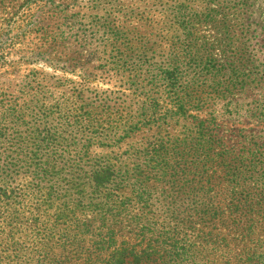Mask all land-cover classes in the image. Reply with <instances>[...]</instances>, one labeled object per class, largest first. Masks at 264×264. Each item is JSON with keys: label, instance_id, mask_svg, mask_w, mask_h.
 I'll use <instances>...</instances> for the list:
<instances>
[{"label": "trees", "instance_id": "1", "mask_svg": "<svg viewBox=\"0 0 264 264\" xmlns=\"http://www.w3.org/2000/svg\"><path fill=\"white\" fill-rule=\"evenodd\" d=\"M247 1L104 2L85 21H24L34 38L17 63L78 79L32 87L28 72L19 96L0 92V264H231L229 242L237 262L264 259L248 250V205L264 194L245 185L264 163L224 123L264 121V19Z\"/></svg>", "mask_w": 264, "mask_h": 264}, {"label": "rangeland", "instance_id": "2", "mask_svg": "<svg viewBox=\"0 0 264 264\" xmlns=\"http://www.w3.org/2000/svg\"><path fill=\"white\" fill-rule=\"evenodd\" d=\"M148 1L152 0H0V56H2L0 58V92L8 95L11 93L14 97L19 96V87L22 86L23 78L26 77L25 75L28 72L37 74L35 77L36 82L30 84L32 87L36 86V83L53 82V79L50 78L51 75L64 79H78L74 73L63 72L41 61L29 64L17 63L19 54L30 51V42L34 38L31 31L23 28L24 21L29 17L31 20L40 19L42 25L47 24L51 27L50 25L54 22L51 16L60 10L66 12L63 15L65 18L67 14L68 17L72 13L83 14V18L78 19L85 21V16L99 12V8L104 2H109L107 6L111 4L110 2H124L127 6L135 8L137 5L141 6L142 2ZM247 2L251 3L250 10L252 13L250 17L258 21L261 18L264 19V16L261 15V13L264 14V0H248ZM66 20L68 19L66 18ZM259 58H262V56L260 55ZM90 85L101 89L111 87L110 84L98 80L91 81ZM240 121L234 123L226 121L224 123L231 128H241L242 133L246 136L245 140L256 143V146L252 147L253 154H256L259 160L264 163V121L249 116L240 118ZM262 178L258 177L255 182L253 174L247 176L245 185L248 194H255V196L264 194V178ZM248 209L250 213L256 214L255 218L259 221L257 228H255V234H258L259 241L254 245H249L248 250L264 255V202L257 201L254 204H249ZM238 245L236 242L228 243L227 257L231 260V264H245L237 262L240 259ZM198 255L191 258L184 255L181 264H220L217 260L215 262L212 255L207 257L201 254ZM256 264H264V259L257 261Z\"/></svg>", "mask_w": 264, "mask_h": 264}]
</instances>
